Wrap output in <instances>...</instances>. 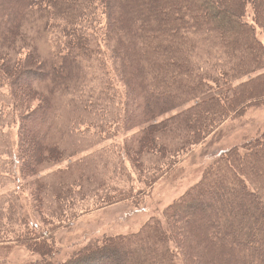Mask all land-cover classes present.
<instances>
[{
    "label": "trees",
    "instance_id": "trees-1",
    "mask_svg": "<svg viewBox=\"0 0 264 264\" xmlns=\"http://www.w3.org/2000/svg\"><path fill=\"white\" fill-rule=\"evenodd\" d=\"M258 29L264 0H0V145L18 125L0 186L66 165L36 181L48 236L0 191V247L56 264V231L137 203L225 123L264 107ZM162 217L58 264H264V133L223 152Z\"/></svg>",
    "mask_w": 264,
    "mask_h": 264
},
{
    "label": "rangeland",
    "instance_id": "rangeland-1",
    "mask_svg": "<svg viewBox=\"0 0 264 264\" xmlns=\"http://www.w3.org/2000/svg\"><path fill=\"white\" fill-rule=\"evenodd\" d=\"M246 19L251 22L250 9L247 12ZM257 32L260 40L264 42L261 31L258 29ZM36 105L37 103H33V107H36ZM177 112L179 111L174 113ZM17 128L18 125L12 123L6 129L5 132L10 136L5 135L4 142L7 143L0 145V155L4 150L7 152L12 150L11 142L12 146L16 144ZM262 133H264V107L251 109L244 117L228 121L214 135L184 157L178 165L182 172L176 179L172 180L164 177L152 190L144 194L143 197L138 198L137 203L124 202L92 211L70 223L69 226L56 231L54 239L60 252L55 258V263L64 262L74 252L105 236L135 233L149 219L153 217L163 219L162 212L164 208L196 184L201 179L204 170L217 157L232 147H240L244 142ZM128 135L129 132H122L116 142L123 143ZM13 151H15V146ZM65 166L64 164L61 167ZM61 167L44 170L36 176L31 175L23 180L19 177V180L16 179L14 172V176L9 178L7 185L5 187L0 186V191L4 195L8 192L16 193L19 197L20 215L29 220L31 226L40 236H48L49 233L43 229L40 215L35 209L37 205L33 202L36 181L51 175ZM135 188L139 191L142 187L135 181ZM196 255L200 257V253L196 252ZM39 259V255L24 248L14 247L8 251L0 247V264H31Z\"/></svg>",
    "mask_w": 264,
    "mask_h": 264
}]
</instances>
